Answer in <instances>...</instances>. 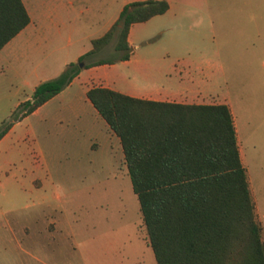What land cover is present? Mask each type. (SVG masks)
Masks as SVG:
<instances>
[{
  "label": "rangeland",
  "instance_id": "rangeland-1",
  "mask_svg": "<svg viewBox=\"0 0 264 264\" xmlns=\"http://www.w3.org/2000/svg\"><path fill=\"white\" fill-rule=\"evenodd\" d=\"M127 1L29 0L40 31L0 55V124L38 79L55 75L41 71L46 64L76 61ZM168 1L165 12L131 25L132 63L118 60L99 71L118 89L141 90L158 83L165 55L211 64L204 96L239 114V145L264 239V0ZM115 42L116 34L94 57L112 55ZM251 43L261 45L262 64L247 88L262 97L238 110L245 85L239 60ZM97 114L76 88L0 139V264H156L120 143L110 148Z\"/></svg>",
  "mask_w": 264,
  "mask_h": 264
},
{
  "label": "trees",
  "instance_id": "trees-1",
  "mask_svg": "<svg viewBox=\"0 0 264 264\" xmlns=\"http://www.w3.org/2000/svg\"><path fill=\"white\" fill-rule=\"evenodd\" d=\"M168 8V0L125 2L89 49L17 103L0 124V139L82 67L129 59L131 24ZM29 21L23 0H0V49ZM114 34L113 54L94 57ZM85 94L119 137L156 264H264L262 227L227 103L140 98L103 85Z\"/></svg>",
  "mask_w": 264,
  "mask_h": 264
},
{
  "label": "crops",
  "instance_id": "crops-1",
  "mask_svg": "<svg viewBox=\"0 0 264 264\" xmlns=\"http://www.w3.org/2000/svg\"><path fill=\"white\" fill-rule=\"evenodd\" d=\"M243 1H251V0H243ZM73 2L74 0H70L71 4H73ZM23 3L25 4L28 10V13L30 15V21L16 35H14L7 43H5V45L0 49V55L9 54L10 52L16 49V47L18 46L20 42L24 40H28V38H31V36L34 34H38L40 31V28H37V22L39 21L38 20L39 18L36 16V13H34L35 11L33 10V12H31V9H30L32 8V4L29 2V0H23ZM131 32H132V28L130 26L129 32H128L129 42H130ZM260 49H261V45L260 44L257 45L256 43H251L250 45L243 46L242 48L243 51L245 52L248 51V53L245 55L241 54L240 60H239V67L240 69L247 68V70L244 69V75H245V78H244V76L242 75L243 73L242 72L240 73V69H239V75H240L239 81L244 82L245 85L243 86V89L240 90L238 94V110L240 108V105L244 104V105L250 106L252 99L255 100L256 98L262 97L260 93H257L256 91H254L253 93L249 90V88H247L248 84L252 82H256L257 78L259 77L260 72L258 71V67H259L258 65L262 63L259 62V56L257 55L256 51H259ZM81 53H79L76 56V58ZM132 56L133 55L131 53V56L129 57V59L121 60V61L126 62V63H132L133 61ZM76 58L74 60H76ZM70 61L72 60L64 59L56 63H53V62L48 63L44 66L43 69H41V71L42 72L51 71L53 72V74L56 75ZM107 64H113V63H103L99 65L82 67V69H80V71L77 73V75H75V77L71 80V82L65 88H63L61 91L55 94L53 97L68 96L70 94H74V91L76 90V88H78L84 95H86L85 91L90 86L103 85V86L114 88L116 90L129 94L131 96H136L140 98L167 100V101H175V102H183V103H210L206 101L205 96H204V91L207 90L209 86V80H208L209 72L208 71L210 70V66H211V64L209 65V63H206L205 65H202V64L196 65V64H192L191 62L187 60H183V59L182 60L181 59L171 60L168 58V55H165L162 63L158 65L156 69V72L158 74V83L150 87H145L144 89H141V90L140 89H132V90L118 89L116 87V82L114 81V79H112L111 77L109 78L108 75L101 73L99 71L102 67H107ZM37 72H38L37 67L35 66L33 68V73H37ZM43 79H46V77L38 79L37 82L34 83V86ZM53 97H51L50 99H52ZM225 103H227V105L229 106L230 111L233 116V122L235 126V131H236V138H237L239 153H240L241 161L244 164V161H243L244 156H243L242 150L240 149L239 139H238V133L240 131V125H241L240 119L238 117L239 114L236 119L234 109L231 108L228 102H225ZM41 105H39L38 107H40ZM95 111L96 113H98L97 115H100L96 109ZM103 127H105L108 138L110 140V144H109L110 148L112 147L113 143L115 144L120 143L119 137L110 129V127L105 122V120L103 122ZM120 156L122 157V159H124L123 151ZM124 166L127 169V166L125 163H124ZM249 187H250V181H249Z\"/></svg>",
  "mask_w": 264,
  "mask_h": 264
},
{
  "label": "water",
  "instance_id": "water-1",
  "mask_svg": "<svg viewBox=\"0 0 264 264\" xmlns=\"http://www.w3.org/2000/svg\"><path fill=\"white\" fill-rule=\"evenodd\" d=\"M79 65L82 66L83 65V61H79Z\"/></svg>",
  "mask_w": 264,
  "mask_h": 264
}]
</instances>
